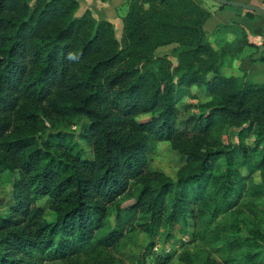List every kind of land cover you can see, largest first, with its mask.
<instances>
[{"label": "trees", "instance_id": "1", "mask_svg": "<svg viewBox=\"0 0 264 264\" xmlns=\"http://www.w3.org/2000/svg\"><path fill=\"white\" fill-rule=\"evenodd\" d=\"M79 10V0H0V176L18 175L0 211V264H111L128 234L168 225L190 243H224V262L150 242L139 264H264L246 250L264 242L261 227L242 237L217 223L246 198L264 207V83L221 72L254 44L244 33L219 52L200 0H129L121 39ZM200 93L182 117L183 96ZM231 130L237 143L224 140ZM162 142L182 162L176 179L149 169Z\"/></svg>", "mask_w": 264, "mask_h": 264}, {"label": "rangeland", "instance_id": "2", "mask_svg": "<svg viewBox=\"0 0 264 264\" xmlns=\"http://www.w3.org/2000/svg\"><path fill=\"white\" fill-rule=\"evenodd\" d=\"M228 1L247 3L248 0ZM261 1L264 4V0ZM79 2L82 4V0H79ZM200 4L202 7L210 10L213 13V17L211 16V18L206 22L205 31L207 40L211 42L219 52H221V50L228 44H235L241 39V37H243L244 33L249 42L251 41V43L256 45L250 48L247 47L249 50L247 51L246 56H243L246 53L245 52L243 55L237 56L233 59L227 57L222 63L221 72L226 76H236L239 79H245L246 81L263 84L264 40L261 37L263 36L264 32V16L252 12L248 15L246 11L232 7H227L221 10V5H219L214 0H200ZM127 9L128 6L125 5L121 12L126 13ZM83 12L84 9L80 8L78 15H81ZM235 12L238 16L246 17L242 18V20H246L247 18L249 19H247L248 23L250 24V27L254 29L255 35L247 33V26L238 23L236 20H230L232 14ZM213 26H217L216 29H213ZM122 33L123 28H121V30L119 28L116 29L118 39H121ZM173 48L174 46L160 48L157 51V54H168L173 50ZM199 96L200 97H198L197 100H194L191 97L189 98L188 96H183L182 100L179 102V107L183 111L182 117H186L188 115V113L184 112V106L196 105L199 102L198 100H205V94L200 93ZM198 111L199 110L197 109H192L193 113H198ZM149 118V115H145L141 117V120L145 121ZM74 129H77V127H74ZM79 129L80 127L76 132H78ZM224 140L226 143L230 141L237 143L238 138L236 136V131L231 130L230 134L224 136ZM249 143L252 144V141ZM153 146V150H151L149 154V169L151 171L163 172L167 176L176 179L177 171L182 163L179 155L172 150L171 145L168 142L154 144ZM83 149L85 150L86 154L90 156V152L85 145L83 146ZM224 167V160H218L213 168L214 173L222 172ZM17 177L18 175L12 172H5L0 176V211L2 212H5L7 208L13 205V185L17 180ZM255 181H260V176L258 174L255 176ZM39 204L40 206H47V201L42 200L39 202ZM263 209V206L256 207L251 205L250 199L246 198L239 212L227 214L221 217L217 223L226 226V228L231 227L232 224L240 226L241 233L239 236L242 237L248 236L251 230L258 227H261L264 233ZM47 218L50 220L53 219V216L49 211L47 212ZM237 235L238 234H236V231L233 230L230 231V233H226L224 236L234 238ZM191 239V234H184L182 232L181 225H168L165 226L162 229L161 234L155 238H151L144 233L128 234L127 237L122 241L120 248L109 251L108 256L111 257V264H139V261L144 259L148 244L150 242H155L156 247H158L157 251L165 247L166 250H172L171 252H175L177 255H179L180 252L189 250L190 252L197 254L201 258L202 262L207 256H211L220 262H224L223 254L219 252L222 246H224V243H218L213 246H205L203 242L190 243ZM246 250L260 255V257H262L264 260V242H261L260 247L255 250L247 248ZM235 256L238 258H243L241 255H237V253H235ZM148 263L150 264V261L147 260V264ZM170 264L182 263L176 256V258H174Z\"/></svg>", "mask_w": 264, "mask_h": 264}, {"label": "crops", "instance_id": "3", "mask_svg": "<svg viewBox=\"0 0 264 264\" xmlns=\"http://www.w3.org/2000/svg\"><path fill=\"white\" fill-rule=\"evenodd\" d=\"M128 2H129V0H107V1L82 0V4L80 2V8L84 9V12L82 14H84L87 10H90V11H92V13L94 14V16L97 20L110 21L114 25V28L116 31L117 28H119L121 30V28L124 27L123 18L125 17L127 12L122 13L121 11L125 7V5L128 6ZM247 3L254 4L256 6L264 8V4L262 3L261 0H248ZM127 11H128V9H127ZM212 17H213V13H212ZM242 18H246V17L245 16H242V17L238 16L235 12L234 14H232V17L230 20L231 21L236 20L238 23H240L244 26H247L246 27L247 28L246 31H248L247 33L255 35L254 29H252L250 27V24L248 23L249 19L247 18L248 20L247 19L242 20ZM205 26H206V24H205ZM205 26H204V29H205ZM216 27L213 26V29L214 28L216 29ZM258 35H261V34H258ZM261 38L264 40V32H263V36ZM250 43H251V41H250ZM251 44H254V43H251ZM248 50L249 49L246 48V51H244V53L245 52L246 53L244 55L243 54L242 55L246 56Z\"/></svg>", "mask_w": 264, "mask_h": 264}, {"label": "water", "instance_id": "4", "mask_svg": "<svg viewBox=\"0 0 264 264\" xmlns=\"http://www.w3.org/2000/svg\"><path fill=\"white\" fill-rule=\"evenodd\" d=\"M221 6H226V7H232L235 9H242L246 12H252V13H257L262 16H264V8L256 6L254 4L250 3H237V2H232L228 0H214Z\"/></svg>", "mask_w": 264, "mask_h": 264}, {"label": "built area", "instance_id": "5", "mask_svg": "<svg viewBox=\"0 0 264 264\" xmlns=\"http://www.w3.org/2000/svg\"><path fill=\"white\" fill-rule=\"evenodd\" d=\"M157 250H158V247L155 248V251H157ZM166 251L169 252L170 250L168 249V250H166Z\"/></svg>", "mask_w": 264, "mask_h": 264}]
</instances>
